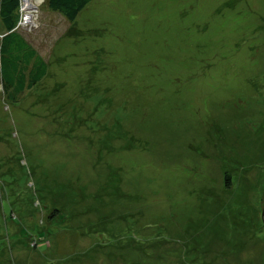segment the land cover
Returning <instances> with one entry per match:
<instances>
[{"label":"rangeland","instance_id":"obj_1","mask_svg":"<svg viewBox=\"0 0 264 264\" xmlns=\"http://www.w3.org/2000/svg\"><path fill=\"white\" fill-rule=\"evenodd\" d=\"M21 9L48 70L14 101L0 64V264H264V0Z\"/></svg>","mask_w":264,"mask_h":264},{"label":"trees","instance_id":"obj_2","mask_svg":"<svg viewBox=\"0 0 264 264\" xmlns=\"http://www.w3.org/2000/svg\"><path fill=\"white\" fill-rule=\"evenodd\" d=\"M93 0H45L47 8L74 22ZM30 4V0H26ZM21 0H0V19L3 35L0 47V64L4 93L14 101L32 90L47 75L48 64L36 48L19 32ZM226 175V186L230 187ZM53 209L50 218L59 216Z\"/></svg>","mask_w":264,"mask_h":264},{"label":"built area","instance_id":"obj_3","mask_svg":"<svg viewBox=\"0 0 264 264\" xmlns=\"http://www.w3.org/2000/svg\"><path fill=\"white\" fill-rule=\"evenodd\" d=\"M22 1H23L25 4H28V3H26V0H21V6H22ZM28 6H29V5H28ZM24 11H28V10H26V9H21V7H20V12H21V19H20V22H19L20 27H22V24H26V21H27V20H32V19H31V15H25L26 17H25L24 19L22 18V12H24ZM21 20H22V21L24 20V21L22 22Z\"/></svg>","mask_w":264,"mask_h":264},{"label":"clouds","instance_id":"obj_4","mask_svg":"<svg viewBox=\"0 0 264 264\" xmlns=\"http://www.w3.org/2000/svg\"><path fill=\"white\" fill-rule=\"evenodd\" d=\"M42 1H44V2H45V0H42Z\"/></svg>","mask_w":264,"mask_h":264}]
</instances>
